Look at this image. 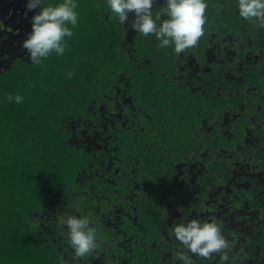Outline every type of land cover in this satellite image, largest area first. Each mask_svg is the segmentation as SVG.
Masks as SVG:
<instances>
[{"label": "trees", "instance_id": "16d2710c", "mask_svg": "<svg viewBox=\"0 0 264 264\" xmlns=\"http://www.w3.org/2000/svg\"><path fill=\"white\" fill-rule=\"evenodd\" d=\"M61 2L44 0V6ZM76 2L78 24L65 38L63 55L53 52L38 65L17 57L9 67L0 68V264H163L159 234L149 221L168 201L173 165L181 155L197 150L196 141L213 135L217 115L211 113V131L205 126L214 102L207 99L206 106L204 97L184 96L189 104L180 103L173 117L155 119L153 129L144 128L145 123L121 125L116 98L122 91H114L121 61L114 51L116 39L101 25L105 0ZM233 2L237 0H207L200 43L215 28L236 25L237 7H225ZM24 14L26 9L8 12L13 32L31 30V18L25 21ZM197 57L205 60L203 46ZM142 80L141 74L135 84L139 91L167 90L153 77L145 84ZM8 95H21L23 102H9ZM179 118L183 121L176 123ZM235 137L230 141L233 159L219 167L225 177L215 189L229 198L227 209L236 201L238 210L244 204L245 184L259 185L254 176L264 172V147L239 161L242 149H256ZM217 143L207 145V157L217 150ZM156 194L160 206L151 201ZM188 213L185 220L195 219ZM70 215L87 216L97 232L99 247L80 259L73 256L66 228L58 223ZM230 225L234 234L238 232V223ZM222 233L230 243L229 230ZM179 251L171 264H183L176 255ZM215 256L220 255L211 258ZM206 260L196 257L195 263L207 264Z\"/></svg>", "mask_w": 264, "mask_h": 264}, {"label": "flooded vegetation", "instance_id": "af4514ba", "mask_svg": "<svg viewBox=\"0 0 264 264\" xmlns=\"http://www.w3.org/2000/svg\"><path fill=\"white\" fill-rule=\"evenodd\" d=\"M20 2L18 5L16 0H0V22H3L0 24V35L4 31L10 36L18 33L19 30L13 32L10 29L8 12L10 15L22 13L26 0L22 5ZM225 7L235 9L236 3ZM162 10V4L154 5L153 16ZM34 14L28 12L23 17L29 21ZM234 17L238 20L235 26L227 30L225 27L215 28L208 32L203 43L198 41L194 47L178 55L173 48L158 47L159 42L154 35L145 37L127 30L110 14L106 0L104 3L101 25L104 31L116 39L114 51L118 61H121L118 65L120 70L114 77V91H122L116 98L121 125L140 127L145 123L144 128L153 129L155 119L167 115L173 117L181 104H189L184 96L204 97L206 106L207 99L214 102L211 110L206 112L207 131H211L214 125L211 113L212 116L217 115L213 120L217 123L216 129L211 131L213 135L200 138L194 144L197 150L181 155L176 165H173L168 201L160 207L159 212L152 213L154 221H149V226L159 234L163 264H171V257L176 250H183V245L172 236L170 226L179 224V218L183 220L181 223L186 222L188 212L195 219L215 221L222 231L229 230L230 243L225 249L229 253L228 261H221L220 256H215L207 259V264H264V172L254 176L259 182L258 186H253L254 189L246 178L249 182L245 184L248 188L243 191L245 198L241 209L235 210L238 205L236 201L227 209L229 198H222L220 191L215 189L225 177L220 174L219 167L233 159L235 148L230 141L235 136L237 139L239 136L238 142L253 145L256 149L245 150L239 146L242 149L238 153L241 157L239 161L245 160L252 152L255 155L264 147V28H257L256 22L241 19L237 11ZM18 35L25 36V33L20 32ZM202 46L205 60L199 62L197 55ZM18 56L26 59L25 51ZM201 72L207 73L208 78L207 75L202 77ZM141 74L142 84L153 77L155 83L167 90L157 94L150 89L142 88L139 91L135 84ZM181 121L182 118L176 119V123ZM111 122L114 123V118L108 121V125ZM102 125L110 131L105 122ZM97 139L106 141L100 137ZM114 139L118 140L119 135L114 136ZM94 140L92 138L91 141L94 143ZM212 140L219 141L217 150L207 157L204 151L207 154L210 152L207 145ZM164 197L165 194L161 196L162 199ZM151 198L160 206L158 194ZM233 222L238 223V232L235 231V234L230 230V223Z\"/></svg>", "mask_w": 264, "mask_h": 264}, {"label": "clouds", "instance_id": "9594fccd", "mask_svg": "<svg viewBox=\"0 0 264 264\" xmlns=\"http://www.w3.org/2000/svg\"><path fill=\"white\" fill-rule=\"evenodd\" d=\"M110 14L127 30L154 35L160 48H173L176 54L194 47L204 35L207 22V0H106ZM162 4V12L153 16L154 5ZM76 0H63L56 5L44 6V0H26L25 9L34 12L31 30L25 33L20 47L31 64L38 65L53 52L63 55L67 48L66 37L73 35L79 13ZM238 16L264 28V0H237ZM37 9H39L37 11ZM3 24V22H0ZM69 25L71 27H69ZM69 72L68 76L71 77ZM9 102H23L21 95H8ZM59 225L66 228L67 241L76 259L92 254L98 247L96 229L90 226L87 216L70 215L61 218ZM172 236L183 250L176 253L183 264H195L196 257L210 259L220 255L228 261L229 241L215 221L189 219L170 226Z\"/></svg>", "mask_w": 264, "mask_h": 264}, {"label": "rangeland", "instance_id": "374dc122", "mask_svg": "<svg viewBox=\"0 0 264 264\" xmlns=\"http://www.w3.org/2000/svg\"><path fill=\"white\" fill-rule=\"evenodd\" d=\"M18 2L19 0H16V3L19 5ZM23 40L24 38L20 37L17 32H15L14 35L11 34V36L8 34L7 31L1 33L0 68L4 65L5 67H9L17 57H20L18 56V54L25 51L20 47Z\"/></svg>", "mask_w": 264, "mask_h": 264}]
</instances>
